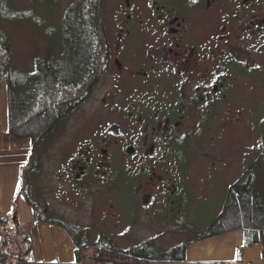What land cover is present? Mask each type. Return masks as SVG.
<instances>
[{
    "label": "flooded vegetation",
    "instance_id": "1",
    "mask_svg": "<svg viewBox=\"0 0 264 264\" xmlns=\"http://www.w3.org/2000/svg\"><path fill=\"white\" fill-rule=\"evenodd\" d=\"M62 1L46 15L22 12L58 40L19 80L57 88L50 114L17 125L34 126L37 202L113 221L110 232L87 226L79 236L98 242L83 252L104 256H134L167 234L214 233L212 222L244 207L237 196L264 175V0ZM76 62L73 95L63 66ZM216 199L219 212L199 225Z\"/></svg>",
    "mask_w": 264,
    "mask_h": 264
},
{
    "label": "trees",
    "instance_id": "2",
    "mask_svg": "<svg viewBox=\"0 0 264 264\" xmlns=\"http://www.w3.org/2000/svg\"><path fill=\"white\" fill-rule=\"evenodd\" d=\"M83 36V33L73 34L72 38L68 39L69 48L72 50L76 48L78 50L81 47L82 43L80 40ZM74 54L77 55L76 53ZM10 57V46L5 31L0 24V91L4 85H8L10 132L15 135H29L32 138V146L27 160L21 166L20 186L13 198L12 217L17 226L13 229H4L2 232L0 244V264H87L84 262L85 254L83 252V245L89 244L93 246L97 245V243L91 241L84 242L85 240H83L82 237L80 239L79 236H82L84 231L78 229L76 225H69L61 221H54L47 217L46 213L51 209L46 204V202H37L31 198V181L29 178V173L32 172L35 161V146L33 137L35 130L34 126L30 124L23 129L17 128L19 122L27 121L30 118H36L39 115L38 110L40 109L42 111H47V113L50 114V111H52L51 108L54 106L53 92L56 91L57 88H55L52 82H49L43 88H38L36 90L34 86L35 77H31L26 83L25 87L19 83V80L15 82L9 69ZM77 63L79 62L67 64L65 67L63 66V69L67 68L68 72L73 77V87L71 93L73 95L75 86L74 76L82 72L80 64L78 65ZM45 71L48 74L52 72V70L50 71L49 69ZM38 104L41 105L42 108H39ZM21 195L26 198L29 205L32 207L36 219L58 224L69 232L76 247V260L74 262H38L35 260V258L32 256V242L27 233L18 226L17 199ZM237 197L240 199V201H242V203H244V207H240L238 204H236V202L231 206L226 207L223 214L217 219V221H213L211 224V227L215 231L213 234H216V232L220 233L226 230L244 227L246 233L244 243L246 245L250 244L251 242H261L263 244V198L255 187H244L242 195H238ZM5 221L6 215H3L0 212V223H5ZM209 235H211V233L207 234L203 232L199 237L196 238L201 239ZM190 242H192V240H186L171 246L169 249H161L153 245L151 241L143 242L131 248V252L134 254V256L127 255L126 261L127 264H150V262L155 261H182L185 258L186 247ZM104 244H106L104 245L105 247L110 246V244L107 242H104ZM98 254L104 255L101 252ZM25 256H30V260H27ZM100 264L118 263L105 258ZM119 264L124 263L121 262Z\"/></svg>",
    "mask_w": 264,
    "mask_h": 264
},
{
    "label": "crops",
    "instance_id": "3",
    "mask_svg": "<svg viewBox=\"0 0 264 264\" xmlns=\"http://www.w3.org/2000/svg\"><path fill=\"white\" fill-rule=\"evenodd\" d=\"M32 146L29 135L10 132L9 87L0 91V212L12 214L13 198L21 182V166ZM18 225L32 242V256L38 262L72 263L76 247L69 232L62 226L36 219L32 207L21 195L17 199ZM215 233V232H214ZM263 244H264V229ZM245 228L211 233L201 239L193 238L186 247L185 258L177 264H264L263 244H245ZM2 233H0V244ZM196 239V240H195ZM30 258V256H29Z\"/></svg>",
    "mask_w": 264,
    "mask_h": 264
},
{
    "label": "rangeland",
    "instance_id": "4",
    "mask_svg": "<svg viewBox=\"0 0 264 264\" xmlns=\"http://www.w3.org/2000/svg\"><path fill=\"white\" fill-rule=\"evenodd\" d=\"M64 4L65 2L61 0V6ZM55 8L59 9L60 6L56 7L55 5L53 8L51 6V0H0V24L5 31L10 46L11 57L9 69L15 82L20 80L21 77H24V75L32 73L37 57L45 55L51 50L54 51L58 47V40L57 37H55V34H49V32L47 33L42 31L43 27L41 25L38 27L34 26L33 23L36 22L30 19L28 14H23V16L22 12L25 9H35L38 10L37 12L40 14L46 15ZM248 140L250 144L252 143V145L255 143L252 138H248ZM241 148L242 147H240L237 151H234L233 154L238 153ZM232 162H234V159ZM232 176L233 174L231 177ZM29 178L31 181V198L34 201H38L40 198L37 194L33 170L29 173ZM256 186L264 201V175H261L259 180L256 182ZM46 202L50 204L51 207V210L46 213V216L49 218L64 222L69 225L74 224L80 229H84V227L87 226L94 228L96 225H101L103 226L104 231H112L113 221H110V224H108L107 221H86L92 218V214H89L90 216H87L88 218L86 217V219L82 210L78 209L76 206H73L71 202L63 201L64 203L60 204V201L52 199V197H48ZM106 204V202H103V205L100 207L102 211L104 210L106 212ZM219 209L220 205L217 199L212 205L211 202L208 204V210L206 209V206L202 207L201 218L200 221H197V223L199 225H204L208 222H211L208 220L217 215ZM169 230L171 229L169 228ZM144 235L149 237L153 235V233L146 231ZM187 238L188 235L185 234H181L179 236L167 234L164 237H160L157 241H152V243L153 245L157 247L159 246L162 249H169L173 245L179 244L182 241H186ZM91 239L95 240L96 238L92 236ZM84 254V262L87 264H100L105 258H108L118 264L121 262L127 264L125 253H121L119 251L111 252L108 254V256H104L94 252V250L90 248V250L84 251ZM150 264L177 263L174 261H155L150 262Z\"/></svg>",
    "mask_w": 264,
    "mask_h": 264
},
{
    "label": "built area",
    "instance_id": "5",
    "mask_svg": "<svg viewBox=\"0 0 264 264\" xmlns=\"http://www.w3.org/2000/svg\"><path fill=\"white\" fill-rule=\"evenodd\" d=\"M16 226L17 225L13 220L12 214L10 213V214L6 215L5 223H0V233H2L4 229H13ZM25 258L27 260H30L29 256H25Z\"/></svg>",
    "mask_w": 264,
    "mask_h": 264
},
{
    "label": "snow or ice",
    "instance_id": "6",
    "mask_svg": "<svg viewBox=\"0 0 264 264\" xmlns=\"http://www.w3.org/2000/svg\"><path fill=\"white\" fill-rule=\"evenodd\" d=\"M193 3H195V0H192Z\"/></svg>",
    "mask_w": 264,
    "mask_h": 264
}]
</instances>
